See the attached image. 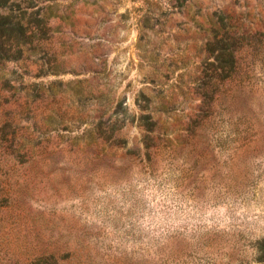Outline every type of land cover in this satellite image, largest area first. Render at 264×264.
<instances>
[{
    "label": "rangeland",
    "instance_id": "rangeland-1",
    "mask_svg": "<svg viewBox=\"0 0 264 264\" xmlns=\"http://www.w3.org/2000/svg\"><path fill=\"white\" fill-rule=\"evenodd\" d=\"M53 4L0 69V264H264V0Z\"/></svg>",
    "mask_w": 264,
    "mask_h": 264
},
{
    "label": "trees",
    "instance_id": "trees-1",
    "mask_svg": "<svg viewBox=\"0 0 264 264\" xmlns=\"http://www.w3.org/2000/svg\"><path fill=\"white\" fill-rule=\"evenodd\" d=\"M55 0H0V69L13 58L12 47L16 41L21 51L38 52L41 42L47 39L49 20L55 16ZM44 2V11L39 4ZM35 38L36 43H33ZM237 48H226L232 68L236 63ZM198 115V114H197Z\"/></svg>",
    "mask_w": 264,
    "mask_h": 264
}]
</instances>
